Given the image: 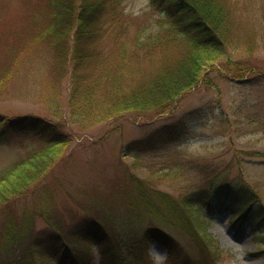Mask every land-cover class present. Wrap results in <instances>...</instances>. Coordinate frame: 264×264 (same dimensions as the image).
<instances>
[{
    "label": "rangeland",
    "instance_id": "obj_1",
    "mask_svg": "<svg viewBox=\"0 0 264 264\" xmlns=\"http://www.w3.org/2000/svg\"><path fill=\"white\" fill-rule=\"evenodd\" d=\"M46 1L0 0V113L50 119L62 125L73 140L65 157L43 180L0 210V260L8 252L1 243L8 221L20 224L31 219L33 232L51 231L41 208L61 221L71 238L75 231L86 234L87 224L113 218L111 231L116 239L131 243L143 239L148 220L134 218L126 203L135 186L130 180L133 174L174 195L207 185V178L201 175L219 174L226 182L254 187L264 202V0H232L238 26L233 24L230 38L236 40L237 48L228 49L226 58L207 65L201 81L180 95L170 111L147 116L126 113L88 127L70 114L71 66L68 63L66 72L54 59L50 44L56 39L64 42L69 32L44 40L35 34L47 20L38 16L39 12L45 15L41 7ZM171 9L166 0H118L117 15L107 23L110 30L104 49L95 45L101 47L98 62L123 42L130 67L142 62L145 68L148 47H141L138 37L147 40L152 34L147 42L158 49L157 33L173 19L168 18ZM159 62L154 57L148 67L155 68ZM149 135L164 142L159 149L133 152L126 146ZM11 137L0 141V172L28 154L39 140L29 132ZM202 166L208 169L204 174L200 173ZM250 227V222L233 220L229 210L213 214L209 231L226 250L218 264H264V256L254 254L256 243ZM165 230L177 238V251L184 254L176 264L196 258L187 236L171 227ZM71 238L67 240L80 249L82 259L92 253V264L101 263L97 242L79 244ZM144 243L152 264H171L164 244L156 239ZM123 250L129 264H145L144 257L139 261L129 256L126 246ZM51 264L58 263L52 259Z\"/></svg>",
    "mask_w": 264,
    "mask_h": 264
},
{
    "label": "trees",
    "instance_id": "obj_2",
    "mask_svg": "<svg viewBox=\"0 0 264 264\" xmlns=\"http://www.w3.org/2000/svg\"><path fill=\"white\" fill-rule=\"evenodd\" d=\"M166 1L172 8L168 18L173 19H169L166 28L162 26L161 31L156 32L160 40L156 47L159 48H152L153 45L147 42L152 34L147 40L146 37L140 41L138 37L141 47L150 48L146 49L149 54L144 59L145 68H142V62L130 67V54L123 42H118L117 49L110 55H104L101 64L98 62L99 48L104 49L105 36L110 30L107 23L117 15L118 0H47L41 7L46 13L39 12L38 16H46L47 20L35 33L40 40L58 38L69 32L65 41L61 40L63 43L59 39L49 42L54 59L65 67L66 72L68 63L71 66L69 105L73 119L88 127L126 113L137 116L166 113L180 95L201 81L207 65L226 58L228 49L237 48L236 40L230 38L233 24L237 25L232 0ZM23 49L21 47V52ZM154 57L160 62L157 67L150 68ZM15 64L16 61L10 65L11 71ZM55 66L61 69L57 63ZM0 127V141H7L12 134L29 132L39 136L37 145L28 154L0 172L1 210L7 202L25 195L48 175L65 157L73 137L59 123L35 114L13 117L0 113ZM158 138L149 135L126 146L133 152L159 149L164 142ZM206 167L202 166L200 173H206ZM201 176L207 178V185L174 195L133 174L130 180L135 186L126 201L128 212L137 220L146 218L148 223L143 239H133L132 243L114 237L113 218L87 224V233L75 231L74 238L70 232L65 234L62 222L46 208H41L40 212L52 225L51 231L33 232L31 219L22 220L20 224L10 220L1 242L2 249L8 252L0 264H51L52 259L58 264H92V253L84 254L85 259H82L80 249L72 247L68 237L79 244L97 242L100 264H129L124 256V246L128 248L129 256L139 261L144 257L145 264H152L144 240L156 239L168 248L171 264H176L175 260L184 254L177 251L179 242L165 227L187 236L196 250V258L187 257L182 264H218L226 250L209 229L213 214L226 210L230 211L233 220L250 222L256 243L254 254L264 256V202L260 192L247 183L226 182L219 174ZM79 222L76 229L80 228L82 222Z\"/></svg>",
    "mask_w": 264,
    "mask_h": 264
}]
</instances>
